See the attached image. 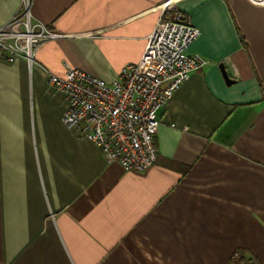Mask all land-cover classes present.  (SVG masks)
Returning <instances> with one entry per match:
<instances>
[{
    "label": "crops",
    "instance_id": "obj_1",
    "mask_svg": "<svg viewBox=\"0 0 264 264\" xmlns=\"http://www.w3.org/2000/svg\"><path fill=\"white\" fill-rule=\"evenodd\" d=\"M29 1L57 36L31 63L0 57V264H264V4ZM24 9L0 0V27ZM175 10L208 63L159 110L156 162L126 171L62 122L50 75L113 81Z\"/></svg>",
    "mask_w": 264,
    "mask_h": 264
},
{
    "label": "built area",
    "instance_id": "obj_2",
    "mask_svg": "<svg viewBox=\"0 0 264 264\" xmlns=\"http://www.w3.org/2000/svg\"><path fill=\"white\" fill-rule=\"evenodd\" d=\"M24 3L25 9L0 27V57L12 61L23 56L31 63L39 47L57 35L45 24L33 23L30 1ZM200 35L201 29L175 10L156 24L140 60L123 67L111 82L65 63L64 76L50 75V84L68 98L62 122L76 135L94 141L109 162L126 171L147 170L159 154V110L192 72L208 63L188 52ZM240 264L256 263L243 258Z\"/></svg>",
    "mask_w": 264,
    "mask_h": 264
},
{
    "label": "water",
    "instance_id": "obj_3",
    "mask_svg": "<svg viewBox=\"0 0 264 264\" xmlns=\"http://www.w3.org/2000/svg\"><path fill=\"white\" fill-rule=\"evenodd\" d=\"M220 67H221V69H222V72H223V75H224L226 81H227L228 83L231 82L232 80H231L230 77L228 76V74H227V72H226V69H225L224 65L221 64Z\"/></svg>",
    "mask_w": 264,
    "mask_h": 264
}]
</instances>
